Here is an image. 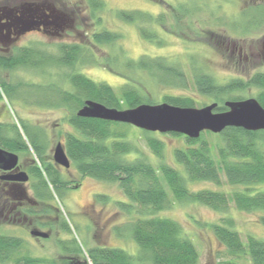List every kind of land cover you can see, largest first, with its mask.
I'll return each instance as SVG.
<instances>
[{
	"label": "rangeland",
	"instance_id": "rangeland-1",
	"mask_svg": "<svg viewBox=\"0 0 264 264\" xmlns=\"http://www.w3.org/2000/svg\"><path fill=\"white\" fill-rule=\"evenodd\" d=\"M24 1L46 0H8L7 2L15 5L16 2ZM68 1L66 2L69 3L70 10H73L81 19V22L77 21L75 31L67 32L62 38L33 33L24 38L20 45L14 47L13 52H18L20 48H28L57 54V46L61 44H81V39L87 41L95 25L88 6L86 7L83 0ZM103 1L113 11L111 15L106 16L105 23L111 31L119 35L117 46L96 47L91 42H86L84 44L88 45L98 59L97 65L90 60L83 64L77 63L79 72L96 83L108 84L119 91L126 83L124 77L128 76L133 82L145 87V91L149 93L155 105L164 104L162 100L165 96H179L192 98L195 101V108L201 109L216 103V100L198 92L194 84L197 71L210 75L220 86H227L234 81L248 83L257 75L264 74V60L258 56L262 54L264 26L254 28L253 31L250 29L249 35V31L242 34L244 29H241V32L239 28L233 27L235 22L238 26L245 27L247 17L241 16V13L247 8H250L248 12L255 16L256 22L262 21L261 8L256 6L264 7V0ZM1 3H6V0H0ZM116 11H132L138 15L141 14V20L134 23L123 22L115 15ZM184 11L192 15L183 16ZM103 17L105 18V15ZM145 19L150 20L144 21ZM152 19H157V22L154 21L156 24ZM143 30L152 31L149 39L143 37L140 32ZM153 32L157 34L158 39L153 36ZM116 53L119 57L118 64L111 62V56L114 57ZM127 58L131 61L160 58L171 64L176 63L178 69L185 74L184 78L188 86L185 88L181 81L173 79H167L168 84L163 86L160 77L148 70L127 72L123 69L125 63H122ZM68 72L71 70L63 68L53 76L51 73L43 74L30 68L0 70V90L2 83L15 88H13L15 94L12 98L2 94L4 101L0 102V122L16 125L19 129H22L25 124L32 136L38 135L39 132L40 137H45L44 140L41 139L40 144L44 146V149L46 148L43 157L47 159V162L57 143L59 141L65 143L66 134H76L69 124L72 107L76 106L72 104L58 106L59 108L45 106V104L55 103L47 100L50 91L53 92L59 86L65 91L72 90L66 80ZM48 84H52L53 89L49 87L48 90ZM58 93L63 95L61 91ZM261 93L259 88L248 86L241 92H232L225 102L238 97L243 100L257 99ZM121 130L126 129L119 127L118 131ZM128 134L129 139L137 144L140 158H146V161L157 168L161 160L147 147L142 134L137 131H130ZM153 134L164 143L162 162L170 166L174 165V151L183 145V141L170 134ZM22 136L29 144L24 133ZM215 140L218 141L217 138ZM34 155L33 152L29 153L39 169H43L44 160H39ZM71 172L76 175L75 178H71L73 179L71 185H79V189L55 190L51 186V191L46 192L48 202L51 201L50 204L57 206L58 215L71 232L63 231L60 235L55 232L49 239L39 237L40 239L36 240L29 234L30 231L24 228L16 229L9 226L2 228L3 224H0V236L15 238L22 242V247L17 249L10 261L4 264H19L22 259L25 261L29 258L40 262L36 264H92L88 257V250L95 247L122 249L133 256L138 255L139 246L130 233L121 230L141 216L140 205L133 203V213L129 214L118 206V203L129 204L120 183H105L88 177L81 178L73 164ZM64 175L67 176L66 172ZM189 188L193 192L208 190L225 192L229 195L245 190L244 187L229 186L224 177L220 187L212 183H196L191 184ZM252 189L253 193L264 192V185L255 186ZM167 191L173 201L170 190L167 189ZM158 216L171 219L183 226L186 235L194 242L199 253L197 264H252L247 256L230 257L226 247L218 241L213 226L220 225L222 219L234 221V229L241 234L243 242L247 240V236L264 240V226L259 223L264 212H241L233 203L226 211L219 213L202 204L175 202ZM63 245L68 248L77 246L81 253L71 254L64 250Z\"/></svg>",
	"mask_w": 264,
	"mask_h": 264
},
{
	"label": "trees",
	"instance_id": "trees-1",
	"mask_svg": "<svg viewBox=\"0 0 264 264\" xmlns=\"http://www.w3.org/2000/svg\"><path fill=\"white\" fill-rule=\"evenodd\" d=\"M51 1L58 9L72 14L76 23L81 22L80 17L70 10L69 3L66 2L68 0ZM82 2H85L86 7L88 6L91 19L95 23L87 41L81 39V44H61L57 46V54L24 49L11 57L0 55V70L30 68L39 73L53 75L63 68L70 69L71 72L67 73L66 80L72 90L65 91L59 86L56 90L63 92V95L61 96L56 90L53 91L54 93L50 91L49 101L55 103L45 104L50 108L71 104L76 106L72 107L69 124L77 135L66 134L65 147L68 157L81 177L105 183H120L129 202V204L118 203L122 210L132 214L133 203L141 207L139 213L141 216L121 230L130 233L139 246L138 255L133 256L122 249L95 247L88 250V257L92 264H197L199 253L194 242L186 235L183 226L171 219L159 217L158 214L168 210L175 202L202 204L219 213L226 211L231 203L241 212H264V192L253 193L252 189L255 186L264 185V131L247 132L243 129L229 128L218 135L204 133L195 140L183 135L170 134L183 141V145L175 149L174 165L170 166L162 162L164 143L153 133L139 129L138 131L130 125L79 118L77 112L88 100L118 110L133 109L143 104L155 105L154 100L145 91V87L133 82L131 77L124 75L126 83L117 91L114 87L105 83H96L79 72L78 62L83 64L90 60L97 65L98 61L95 53L93 54L84 43L91 42L96 47L103 45L113 47L117 46L116 42L119 39V35L111 31L105 23L106 16L113 12L107 4L103 0H83ZM256 7L261 8L262 21L256 22L255 16L248 12L250 8H247L246 12L241 13V16L247 17L245 27L238 26L236 22L233 27L239 28L241 32V29H244L242 34L249 31V35L250 29L253 31L259 26H264V7ZM115 15L126 23L137 22L142 16L132 11H116ZM187 15L192 13L184 11L183 16ZM152 21L157 22V19ZM140 32L144 38L149 39L152 35L150 30ZM153 34L157 38V34L155 32ZM114 55L116 57L111 56V62L118 64L119 57L117 53ZM122 63H125L123 69L127 72L150 71L160 77L163 86L168 84L167 79L179 80L185 88L188 86L184 78L185 74L178 69L176 63L171 64L160 58L140 61H131L127 58ZM203 73V71L195 73L194 84L200 94L216 100L219 104L216 113L227 112L225 101L228 95L232 92H241L248 86L257 87L262 91V95L257 100L264 107V74L257 75L248 83L234 81L227 86H220L210 75ZM51 85L48 84V90L49 87L53 89ZM13 88L2 83L0 101H4L2 94H6L8 98L14 97L15 88ZM230 100L242 101L243 99L238 97ZM162 102L179 108H195V101L189 97L165 96ZM119 127L126 130L118 131ZM130 131L140 132L145 138L147 147L161 160L157 168L146 161V158H140L137 144L129 139ZM23 133L28 138L30 146L23 139ZM11 137H15V140H11ZM216 138L218 141L215 140ZM14 144L34 150L39 160L42 159L41 156L44 153L25 124L22 129L11 124L0 125V146L11 147L13 149L10 150L14 151ZM38 177L44 184V190L41 192L42 190L37 189L36 197L41 201H48L46 192L51 191V186L55 190L61 189L58 184L60 182L58 175H54L49 170L44 174L41 172ZM222 177L229 186L244 187L245 190L229 195L225 192L208 190L193 192L189 188L191 184L196 183H212L220 187ZM167 189L170 190L173 201ZM259 223L264 226V216L259 219ZM66 226V230L71 232L67 224ZM234 226L232 219H222L220 225L213 226L218 241L226 247L228 255L233 258L247 256L252 264H264V240L247 236V240L243 242L241 234L234 229ZM66 245H63L65 251L77 255L81 253L77 246L68 248ZM21 247L20 240L0 236V264L10 261L15 251ZM22 261L19 264L40 263L30 258L21 263Z\"/></svg>",
	"mask_w": 264,
	"mask_h": 264
},
{
	"label": "water",
	"instance_id": "water-1",
	"mask_svg": "<svg viewBox=\"0 0 264 264\" xmlns=\"http://www.w3.org/2000/svg\"><path fill=\"white\" fill-rule=\"evenodd\" d=\"M72 16L58 9L50 1H28L18 8L7 6L0 8V43L5 47L11 46L28 33L40 32L42 28L47 33H57L74 28ZM15 38V39H14ZM218 104H212L201 109L179 108L167 103L158 105L143 104L133 109L118 110L88 100L77 112L83 119H95L106 122L133 126L149 133L177 134L190 139H199L203 133L221 134L229 128L243 129L247 132L264 131V107L257 99L243 101H227L224 113H216ZM56 164L70 169L71 162L62 144L54 150ZM17 155L0 149V169L11 171L17 168ZM27 174H20L18 181L28 182ZM34 237L47 239L46 233L37 231Z\"/></svg>",
	"mask_w": 264,
	"mask_h": 264
},
{
	"label": "flooded vegetation",
	"instance_id": "flooded-vegetation-1",
	"mask_svg": "<svg viewBox=\"0 0 264 264\" xmlns=\"http://www.w3.org/2000/svg\"><path fill=\"white\" fill-rule=\"evenodd\" d=\"M19 2V1H18ZM25 2H20L15 5H12L6 1V3H1L0 8L7 6L9 8H18ZM244 11V10H243ZM246 12V11H245ZM73 18V15L70 14ZM74 20V19H73ZM74 28L72 30H66L65 32H59L57 33V37L54 38H62L67 32L70 31H75V25L76 21L74 20ZM257 29V28H256ZM255 32V31H254ZM253 32V33H254ZM33 33H42L45 36L52 37L53 38V31L48 30L47 33L44 32V29L42 28V31L38 32H32L28 33L25 36H22L17 42L12 44L11 46L5 47L2 43H0V55L6 56V57H11L13 56L16 52H13V48L17 47L20 45V43L23 41L24 38H26L28 35H31ZM15 39V38H14ZM262 50L261 53L258 56L264 60V40L262 41ZM24 49L28 48H20L18 51H22ZM240 58L242 59V51L240 50ZM262 95V93H261ZM50 100V97L48 96V99ZM1 102V101H0ZM86 102V101H85ZM226 103V102H225ZM45 104V103H43ZM42 104V105H43ZM85 104V103H84ZM215 104V103H213ZM217 104V103H216ZM212 105V104H211ZM219 106V104H218ZM6 124V123H5ZM0 125H4V122H0ZM13 126V125H12ZM38 135H33L37 141V144L43 153H45L44 146L40 144L41 139H45V137H40L41 134L39 132L37 133ZM11 140H15V137H11ZM40 139V141H39ZM27 143V142H26ZM49 143V142H47ZM65 143H66V136H65ZM65 143L62 141H59L58 144H62L65 148ZM30 146V142L28 144ZM56 145V146H57ZM17 149L15 150V148ZM56 148V147H55ZM54 148V150H55ZM0 149L12 153L18 156L19 158V163L16 169L11 170V171H4L0 169V224H3L1 227L4 228L6 226L13 227L16 229H26L28 232L30 231V235L32 236V233L37 231L39 233H46L49 235L48 239L53 237L54 233L56 232L58 235H60L63 231L66 230V223L60 218L58 215V208L56 205L50 204L48 201H41L36 197V191L44 190V184L42 183V180L38 177L40 173L42 172L43 174L47 171H51L54 175H58V178L60 182L58 183L61 189L66 188V189H71V190H77L79 189V185H74L73 179L75 178L76 175L71 172L72 168V162H71V167L70 169H66L54 161V150L52 151V156L50 155V158L48 157L47 162L43 156H41V160L43 161V169H39V166L37 163L34 161V158H31L29 156V153L33 152L34 150L32 149H26L23 145H16L14 144V151H11V147H7L5 145L0 146ZM11 149V150H10ZM27 156H23L26 155ZM67 154V152H66ZM37 157V155H34ZM68 156V155H67ZM40 159V158H38ZM77 171V170H76ZM66 172L67 176L64 175ZM25 173L27 174L29 180L28 182L21 183V181H18L20 178V174ZM37 176V177H36ZM84 178V177H81ZM85 177L84 179H86ZM59 187V188H60ZM69 187V188H68ZM38 189V190H37ZM93 208L92 206H90ZM53 213V214H51ZM99 215V214H97ZM55 216V217H54ZM101 218V217H100ZM21 227V228H19ZM102 230V228H101ZM34 237V236H32ZM99 236H97L98 238ZM34 239L39 240V237H34ZM62 242V240H61Z\"/></svg>",
	"mask_w": 264,
	"mask_h": 264
}]
</instances>
